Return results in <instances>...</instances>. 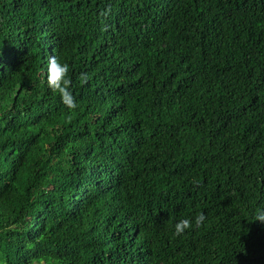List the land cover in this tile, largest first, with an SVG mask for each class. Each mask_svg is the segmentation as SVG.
I'll return each instance as SVG.
<instances>
[{
	"label": "trees",
	"instance_id": "16d2710c",
	"mask_svg": "<svg viewBox=\"0 0 264 264\" xmlns=\"http://www.w3.org/2000/svg\"><path fill=\"white\" fill-rule=\"evenodd\" d=\"M261 207L264 0H0V264H264Z\"/></svg>",
	"mask_w": 264,
	"mask_h": 264
},
{
	"label": "clouds",
	"instance_id": "9594fccd",
	"mask_svg": "<svg viewBox=\"0 0 264 264\" xmlns=\"http://www.w3.org/2000/svg\"><path fill=\"white\" fill-rule=\"evenodd\" d=\"M68 68V64L61 62L56 55H49L46 62L44 80L47 86L59 95L62 104L66 108L74 109L77 105L69 90L70 80L67 78ZM255 219L264 221V207L257 209ZM204 220L205 215L203 212L190 219L182 218L174 223V234H182L193 226L199 227Z\"/></svg>",
	"mask_w": 264,
	"mask_h": 264
}]
</instances>
